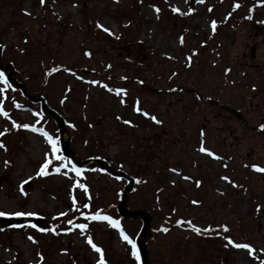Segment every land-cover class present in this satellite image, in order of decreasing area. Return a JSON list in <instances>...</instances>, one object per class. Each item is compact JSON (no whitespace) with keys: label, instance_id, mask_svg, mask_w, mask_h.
<instances>
[{"label":"rangeland","instance_id":"1","mask_svg":"<svg viewBox=\"0 0 264 264\" xmlns=\"http://www.w3.org/2000/svg\"><path fill=\"white\" fill-rule=\"evenodd\" d=\"M0 45L11 77L62 111L74 159H93L77 176L69 159L54 160L39 132L12 128L15 121L43 129L62 156L52 119L0 82L8 113L0 115V131L7 129L0 136V211L35 213L40 229L52 230L0 222V264H97L89 235L106 264H135L118 229L85 219L97 211L119 218L133 241L141 226L139 217L117 214L126 182L104 175L100 158L134 176L126 208L151 217L148 264H264V173L251 167H264V0H0ZM45 153L51 163L39 176ZM69 219L87 224L85 233L66 231ZM177 219L211 230L198 235ZM225 237L249 244L251 253L226 247Z\"/></svg>","mask_w":264,"mask_h":264},{"label":"snow or ice","instance_id":"2","mask_svg":"<svg viewBox=\"0 0 264 264\" xmlns=\"http://www.w3.org/2000/svg\"><path fill=\"white\" fill-rule=\"evenodd\" d=\"M198 3H203V0H197ZM45 3V0H40V4L43 6ZM75 6V5H74ZM234 7H239V4H236L234 5ZM157 12L159 11V9H155ZM174 13L178 12L179 10L176 8V7H172L171 9ZM211 10V9H209ZM252 9H249V11H251ZM193 11V9L189 8L188 9V12L185 13V14H191V12ZM26 15H28L27 12H25ZM249 19H251V17L249 16L248 17ZM96 27L97 28H100L102 29L105 33H107L108 35H112L113 33L106 27H103L99 22H97L96 24ZM211 28L213 30H215L216 28V22L215 21H212L211 22ZM182 42V40H181ZM3 45H0V50L3 49ZM85 56H90V53L89 52H85L84 53ZM110 67V65H109ZM67 70V69H65ZM51 71H56V69H52ZM228 71V70H226ZM0 82L4 83V84H7V80L4 78V75L3 73H0ZM90 83L92 84H98L99 82L98 81H90ZM103 87L105 88H108L107 85H102ZM4 90L3 89H0V92H3ZM108 91L110 92H115L117 95H120L121 93L125 92L124 89H111V88H108ZM121 103H123V101H121ZM139 104V102L137 101V105ZM16 107H19V105H15ZM137 112H142V110L137 106L136 109H135ZM142 114L151 119L154 123L156 124H159L161 123L160 120H158L155 116H150L147 112H142ZM0 115H3L4 117H8V113L6 111H4V109L2 107H0ZM117 119H119V117H117ZM124 123L126 124H130L129 121H124ZM259 127L261 129H264V123L260 124ZM12 128H24V129H30L31 131L33 132H39L41 135H43L45 137V139L47 140V142L51 145V151L53 153V158L54 160L56 161H63L65 160L66 158L65 157H62L61 155H59V149L57 148V141L55 139H53L52 136H50L47 132H45L43 129L41 128H37L35 126H32V125H29V124H17L15 121L12 122ZM7 131V129H5V131H0V136H3L5 134V132ZM201 135H203V133H201ZM4 145L2 143H0V148H3ZM200 152H206V154L210 157H213L215 159H221L220 157L216 156L214 153H212L210 150H207L205 149L204 147H201L199 149ZM9 162L8 161H5V164L7 165ZM51 163V161L48 159V153H45V160H44V163L40 166L38 172H37V175L39 176H44V175H47L48 173L46 172V169L48 168V165ZM70 163V162H69ZM64 167V164L61 163L59 166L57 167H54L53 168V171L59 173L61 168ZM253 168L254 171L256 172H260V173H264V167H259L257 165H252L251 166ZM72 171H74L76 173L77 176L80 175L81 173V169L79 168H76L74 165L72 166ZM173 171H175V169H173ZM64 175H67V172L64 173ZM184 179H189V177H184ZM221 179H224L226 181H228V177H221ZM139 182V181H138ZM231 182V181H229ZM196 184L197 186H199L200 184V181H196ZM78 187L80 188H84L85 191H87V189L85 188V186L83 184H78L77 185ZM233 187H237V185H235L233 183ZM193 204H196L198 203V201H192ZM73 207L75 208L76 207V200L75 198H73ZM83 207L84 208H88L89 205L87 203H84L83 204ZM79 210V209H77ZM258 210H259V206H258ZM6 215H13V216H33V215H36L35 213H32V212H13V213H6V212H3V211H0V216H6ZM60 215H66L65 213H61ZM81 215H84L83 213H81ZM85 219L87 220H93V221H107V223L115 228V229H118L119 230V234H120V238L122 241H125L127 244L131 245V255L135 258L137 264H140V256H139V253H138V250H137V247H136V244L135 242L130 239L126 234L125 232L123 231V229L121 228L120 226V222L118 220H115L113 219L112 217L110 216H107V215H101L99 211L95 212L94 214L90 215V216H85ZM182 223H187L189 225V227L191 228V230L193 232H195L196 234H200L201 231H204V232H208L210 231L211 229H203L201 230L200 228L198 227H195L193 225H191V222L188 221V222H184V221H180V220H177L176 221V224L179 226L181 225ZM67 224L70 225L71 227L69 229H66V231H71L72 230V227L74 228H77L80 230V233L83 235L85 233V229H87L88 225L85 224V223H76L74 224L73 223V220L69 219L67 220ZM31 227L35 228L36 225H31ZM223 227V231L224 232H227L228 231V228L225 227V226H222ZM39 231H52L51 229H39ZM158 231H162V232H168L169 229L167 227H162L160 229H158ZM29 241H33V237L32 236H28L27 237ZM227 239V245H225L226 247L228 245H231L232 247L236 248V249H247L249 251V253H251L252 249L250 247L249 244L247 243H234L232 241L231 238H228V237H225ZM35 242V241H33ZM86 243L89 244L91 246V248L98 254H100V258L97 260V264H106V261L103 257V253H102V250L100 247H98L92 240V237L89 235L87 236L86 238ZM38 256L40 255L39 253L37 254ZM41 260H42V257H41Z\"/></svg>","mask_w":264,"mask_h":264},{"label":"water","instance_id":"3","mask_svg":"<svg viewBox=\"0 0 264 264\" xmlns=\"http://www.w3.org/2000/svg\"><path fill=\"white\" fill-rule=\"evenodd\" d=\"M193 2H197V0H192ZM1 54V50H0ZM0 70L1 71H8V74L6 76L7 81L10 84H13L16 88H18L21 92V94L28 99L32 103H39L41 110L45 111L48 113L51 118L53 119L54 123L57 126L58 129V134H59V142H60V147L62 150V155L66 158H73V151L70 149V139H65L64 134L68 135L65 123L63 118L52 108L46 106L45 101L42 97H33L28 92L26 91L25 87L17 82L14 78L11 77V74L13 72V67L10 64L2 65L0 63ZM88 160L83 161L82 163H87ZM98 165L105 169L110 175L122 178L127 181V185L123 189L122 196L120 198V203L117 205V212L126 218H130L132 216H139L142 220V226L139 230L138 235L136 236L135 243L136 247L140 256V264H148L147 261V253H146V245H145V239L147 235V231L149 229V225L151 222V218L149 214H147L144 211L137 210V211H128L125 209L126 201H127V193L131 192L132 190V184H133V179L129 177L125 172L119 171V172H114L111 168L107 166V163L105 161L98 160L97 161ZM0 182H1V177H0ZM1 225L4 226H9L13 224H21V223H26L27 220L23 216H14V217H9V216H3L0 218ZM43 220L38 217L33 218V225H36V227H40L43 225Z\"/></svg>","mask_w":264,"mask_h":264},{"label":"trees","instance_id":"4","mask_svg":"<svg viewBox=\"0 0 264 264\" xmlns=\"http://www.w3.org/2000/svg\"><path fill=\"white\" fill-rule=\"evenodd\" d=\"M31 93V92H30ZM32 95H34V96H38L37 94H34V93H31ZM88 157H91V155L90 156H88ZM87 158V157H86ZM118 164V163H117ZM114 167H116L115 165L113 166V168ZM117 167H118V165H117ZM84 171H86L87 170V168H85V167H81ZM81 169V170H82ZM82 170V171H83ZM177 220H180V219H177ZM118 221L121 223V221L118 219ZM176 223V221L174 222V224ZM168 226H169V221H168ZM134 260H135V258H133ZM135 264H137V262H136V260H135Z\"/></svg>","mask_w":264,"mask_h":264}]
</instances>
